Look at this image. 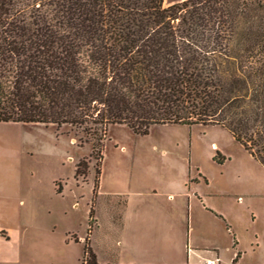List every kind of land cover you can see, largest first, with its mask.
<instances>
[{
	"label": "trees",
	"instance_id": "trees-1",
	"mask_svg": "<svg viewBox=\"0 0 264 264\" xmlns=\"http://www.w3.org/2000/svg\"><path fill=\"white\" fill-rule=\"evenodd\" d=\"M0 123L219 126L264 168V0H0Z\"/></svg>",
	"mask_w": 264,
	"mask_h": 264
},
{
	"label": "rangeland",
	"instance_id": "rangeland-1",
	"mask_svg": "<svg viewBox=\"0 0 264 264\" xmlns=\"http://www.w3.org/2000/svg\"><path fill=\"white\" fill-rule=\"evenodd\" d=\"M81 161L84 178L75 176ZM200 183L213 194L215 210H205L220 222L214 239L198 209L190 225L182 198H167ZM198 223L208 249L196 255L197 235L192 244L187 236ZM0 235V264H84L87 238L97 264L145 256L206 264L217 254L232 264L237 253L236 264H264V168L219 126L163 125L139 136L110 125L100 144L68 126L0 123Z\"/></svg>",
	"mask_w": 264,
	"mask_h": 264
},
{
	"label": "crops",
	"instance_id": "crops-1",
	"mask_svg": "<svg viewBox=\"0 0 264 264\" xmlns=\"http://www.w3.org/2000/svg\"><path fill=\"white\" fill-rule=\"evenodd\" d=\"M201 186H202L201 183L196 186L198 190H194L193 188H191V190H183V188H181L179 192H169L167 194V198H170L171 200H174L175 198H182L184 204L186 203L189 209L190 225H192V210L198 209L199 212H201L200 215L205 216L204 218L206 220H204V224L202 226L205 228V232L207 233V236H210L214 239L216 238V235H217L216 226L218 224L220 225V222H218L217 217L213 216L212 214H210L208 211L205 210V207L213 208L212 203L207 201V199L211 198L213 194L211 192L204 191ZM135 193H138V192H135ZM126 203L127 202L125 200L124 209L127 208ZM202 226H199V223H198L197 227L194 229L192 228V230L189 232L187 236L188 243L192 244L194 232L197 235L198 240L195 243L196 244L195 246L196 255H199L202 252H206V250L208 249L204 247L200 242V239L202 237L204 238L206 237V234L202 232ZM1 239H5V238L0 235V240ZM191 255L192 254H190V256L188 257V260L191 259ZM219 259H220V256L219 254H217L216 261H213V260H207V261H212L213 264H219L220 262ZM126 264H173V263H169V261L167 262L166 260L158 259L153 256H148V257L145 256L143 260L139 262L131 261Z\"/></svg>",
	"mask_w": 264,
	"mask_h": 264
},
{
	"label": "built area",
	"instance_id": "built-area-1",
	"mask_svg": "<svg viewBox=\"0 0 264 264\" xmlns=\"http://www.w3.org/2000/svg\"><path fill=\"white\" fill-rule=\"evenodd\" d=\"M206 264H213V262L212 261H207Z\"/></svg>",
	"mask_w": 264,
	"mask_h": 264
}]
</instances>
